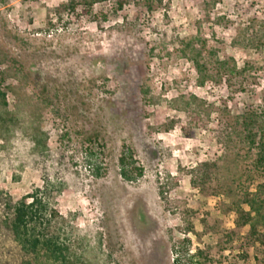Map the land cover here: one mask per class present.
I'll list each match as a JSON object with an SVG mask.
<instances>
[{"label": "rangeland", "instance_id": "rangeland-1", "mask_svg": "<svg viewBox=\"0 0 264 264\" xmlns=\"http://www.w3.org/2000/svg\"><path fill=\"white\" fill-rule=\"evenodd\" d=\"M66 1L0 0V264L29 260L1 220L7 196L37 189L66 264H174V246L264 264V226L237 225L264 186L237 119L264 111V0H94L88 17L58 14ZM191 44L210 71L214 50L244 72L199 86ZM90 132L102 159L85 157L77 134ZM123 144L144 170L131 182Z\"/></svg>", "mask_w": 264, "mask_h": 264}, {"label": "trees", "instance_id": "trees-1", "mask_svg": "<svg viewBox=\"0 0 264 264\" xmlns=\"http://www.w3.org/2000/svg\"><path fill=\"white\" fill-rule=\"evenodd\" d=\"M94 5V0H67L56 11L58 14L67 13L79 16L77 11L81 8L80 13L88 17L92 15ZM122 5V1L117 2L118 9H121ZM144 6L147 10H151V5L148 2ZM203 46L196 48L193 44L189 45L193 54L190 59L195 67L199 86H203L208 80L221 82L225 77L244 72L245 69H238L230 56L219 57L214 50L210 51L211 65L214 71H210L208 62L202 57ZM3 83L4 78L0 72V106L6 109V93L3 90ZM237 119L240 122L248 149L255 152L253 168L257 172L264 167V111L258 112L246 108ZM77 137L81 145L87 148L85 157L88 161L104 157L105 145L99 132L78 133ZM118 167L121 178L128 182L141 178L144 173L143 167L135 158L134 150L125 144L121 146ZM91 168L93 177L100 178L102 176L100 166L94 165ZM46 192L47 189H37L16 201H13L10 196L6 198L5 217L1 220V225L19 246L20 251L28 256L29 260H22V264H45L46 262L66 264L64 254L66 248L42 231V227L49 225L50 220L57 215L54 210L49 208V203L45 198ZM243 204L248 206V212L243 211ZM237 213L240 218L237 225L248 224L252 234L256 233V226H264V186H258L255 193L248 195L241 203H238ZM184 242L187 245L190 244L188 238L183 239ZM173 253L174 264H182L183 253L189 261L199 258L198 261L201 262L197 264H203L202 261L207 260L201 250L190 253L189 249L183 250L182 247L174 246Z\"/></svg>", "mask_w": 264, "mask_h": 264}]
</instances>
